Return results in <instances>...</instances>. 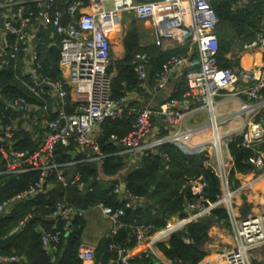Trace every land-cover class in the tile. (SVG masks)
Returning <instances> with one entry per match:
<instances>
[{"label":"built area","instance_id":"2783aa9c","mask_svg":"<svg viewBox=\"0 0 264 264\" xmlns=\"http://www.w3.org/2000/svg\"><path fill=\"white\" fill-rule=\"evenodd\" d=\"M32 2L36 4L37 12L29 9ZM125 14L148 24L153 30L156 46L162 51L187 48L188 54L195 53L197 60L174 54L163 65L158 89L168 87L172 75L180 70L185 71L183 76L187 79L188 89L182 99L168 101L157 110L147 107L139 111L128 135H112L111 140L121 147L119 155L137 162L160 145L179 147L178 142L189 143L192 132H182L177 127L194 109L205 108L212 115L213 145L222 165L219 171L212 166L210 168L219 177L223 190L222 195L212 202L207 197L209 184L204 177L187 178L181 192H189L193 197L186 209L188 216L171 218L164 229L157 231L153 225L135 226L136 247L130 250L111 245L110 251L117 255V259L107 264H132L135 256L144 253L139 250L147 243L151 242V246L145 252L153 250L154 245L168 242L188 225L212 217L219 208L226 209L235 238L234 247L224 254L225 260L228 264H252V252L264 247V212L248 216L237 212L234 198L239 191L230 187L223 158V141L228 148L233 138L243 136V144L254 148L264 142V121L253 120L233 136L221 135L214 112L216 99L225 91L243 95L248 102L264 106V31L258 32L252 44L244 47L247 51L261 50L260 63L236 71L221 68L217 59L219 18L210 0H71L65 14L58 8L56 0H0V72L8 68L21 69L23 87L40 101L26 96L6 101L0 93V164L5 166L0 170V176L40 173L38 181L29 190L0 200V217L10 215L18 203L44 193L47 186L51 188L52 185L46 184L54 173L64 188L77 186L85 193L89 189L80 175L69 177L63 169L78 162L59 164L55 151L58 146L72 147L71 152H76L77 156L84 155L86 162L103 164L107 158L98 144L101 127L109 119H122L128 101L125 98L120 101L112 99V76L108 72L112 64L113 30ZM42 29H52L61 38L59 68L63 79H53L44 72L37 48ZM136 59V70L145 88L148 79L146 67L151 57L143 53ZM132 111L135 110L129 112ZM156 117L163 119L168 135L161 136V127L154 122ZM26 128L45 131L34 152L19 149L21 140L17 134ZM205 156L209 158L206 153ZM252 164L259 169L264 167V152L253 159ZM89 191L92 192L93 188L90 187ZM114 194L129 209L141 207L146 202L144 197L134 196L123 182L114 187ZM97 208L110 225L107 237L113 238L127 227L123 221V208H113L104 203ZM86 214V210L76 208L67 200L57 202L49 217L50 230H44L41 236L43 250L56 252L62 237L72 233L76 220ZM32 217L29 214L13 233H18ZM96 251L97 246L83 243L79 249L82 264H103L97 260ZM17 261V256L3 254L0 250V264ZM161 264L172 263L162 261Z\"/></svg>","mask_w":264,"mask_h":264},{"label":"trees","instance_id":"16d2710c","mask_svg":"<svg viewBox=\"0 0 264 264\" xmlns=\"http://www.w3.org/2000/svg\"><path fill=\"white\" fill-rule=\"evenodd\" d=\"M33 1V0H28ZM58 8L65 14L71 0H56ZM155 1V0H137ZM211 5L219 18L216 34L219 39L218 64L221 68L239 70L240 59L245 52L244 45L248 42V33L252 40L260 31H264V0H210ZM29 9L36 12V4L29 3ZM123 36V35H122ZM143 35L138 29L137 19L134 18L124 37L116 46L113 54L109 74L112 76V99L120 101L128 99L126 111L122 119L107 120L102 125L98 144L104 154L107 155L104 163L86 162L84 155H78L73 159L71 148L58 146L55 158L59 164L75 165L64 167L69 177L80 175L83 182L93 188L86 193L77 186L64 188L57 180L56 174H52L44 193L34 199L18 203L13 212L8 216L0 217V239L9 237L19 228V225L29 214L33 217L18 231L15 241L2 250L3 254L17 256L19 261L7 264H82L79 257V249L83 242L86 228L85 218L76 220V227L69 235H64L58 250L47 253L43 250L42 233L50 230L49 217L59 201L67 200L76 208L90 210L104 203L113 208H123L125 215L123 221L127 227L122 229L117 236L105 237L97 246L96 257L99 262H107L117 259V255L110 251L111 245H120L133 250L137 245L134 228L137 225H153L155 230L164 229L168 221L178 216H188L186 209L193 197L189 192H181L183 183L187 178L204 177L209 184L207 197L212 202L222 195V185L219 177L205 164L208 158L203 154H188L174 144H163L156 151L142 157L135 168L129 171L119 181V176L126 168L127 163L133 160L119 155L121 147L111 140L112 135L124 137L132 131L137 114L144 108L151 107L153 91L157 88L158 79L163 65L176 54L194 58L189 55L187 49H176L164 52L158 48L155 41L144 47ZM56 41V46L51 43ZM61 38L52 29H42L38 36V50L44 65V72L53 79H63L59 68L61 52L59 49ZM147 53L151 60L147 66V87H143L137 72V55ZM22 70L13 68L0 72V93L6 101L26 96L38 101L22 85ZM185 75L176 82L171 100L182 99L187 91ZM133 95L129 98V95ZM40 102V101H38ZM162 105V104H160ZM159 107V106H158ZM157 107V108H158ZM156 108V110H157ZM135 110L129 112L130 110ZM256 121H262L258 118ZM154 122L161 127V136L168 135L163 129V119L154 118ZM216 128V124H214ZM45 135L44 130L38 128L22 129L17 138L21 140L19 149L34 152ZM216 132V138L218 137ZM243 136L233 138L229 144L231 155L234 159V168L230 173L229 181L232 186L238 185L235 179L236 173H248L256 169L252 160L264 152V142L254 148H248L244 144ZM5 166L0 164V170ZM39 172H31L23 175L0 176V200L29 190L39 179ZM123 182L130 192L136 197H144L146 202L141 207L129 209L125 203H121L114 194V187ZM212 218L218 222L230 226L229 215L224 208L216 209ZM211 222L203 218L187 226L186 229L175 233L166 243L158 244L159 250L172 264H203L208 257L203 245L208 240ZM132 264H159L156 257L150 252L137 255L131 261ZM107 264V263H106Z\"/></svg>","mask_w":264,"mask_h":264},{"label":"crops","instance_id":"0c3cea01","mask_svg":"<svg viewBox=\"0 0 264 264\" xmlns=\"http://www.w3.org/2000/svg\"><path fill=\"white\" fill-rule=\"evenodd\" d=\"M21 1H26V0H21ZM145 25L149 26L148 24ZM141 34L144 36L143 44H142L144 47H147L149 44H152L155 41L153 30L151 27L149 33L147 31L145 32L142 31ZM124 35L125 33L123 34L122 37H124ZM54 43H56V41H53L51 43V46H56L54 45ZM179 49H187V48H179ZM194 54L190 52L191 56ZM195 57L194 58L190 57V58L195 60ZM261 60H262L261 50L259 49H252L249 51L245 50L244 54L240 59V66L242 68H251L253 67L254 64L260 63ZM181 72L182 70L172 75L171 82L168 85V87L171 88L172 90L174 89L175 83L179 82L183 77V74L185 73V71H183L182 73ZM187 88H188V82H187ZM157 89L158 86L153 91V101L151 106H153L156 103V99L159 95ZM162 93H165V91L163 92L162 90ZM129 96H130L129 98H131L133 95L131 94ZM251 105L253 106L251 107ZM214 115L217 120V129L219 133L221 135L233 136L236 133H240L243 129H245L246 124H248L253 120H257L258 118H260L262 121H264V106L260 104H253L248 102L246 100V97L243 95H234L232 91H225L222 94V96L216 99V107H215ZM211 122H212V115L207 109L196 108L192 113L185 116V118L178 125L177 129L182 132H192V137L188 141L189 143H184V146L186 147H183L182 149L188 154H199L201 151H204L203 155H205L206 153L209 157L205 166L206 167L212 166L213 168L219 171L221 170L222 165L220 163V159L217 156V150L213 145L215 133ZM223 158L229 179L230 173L234 168V159L231 155L229 147L223 150ZM235 179L238 185L232 186L230 184V187L232 190L238 189L239 191L234 198V204L237 209V212L241 214L242 207L247 205L250 207L251 214L263 213L264 212V167L260 169L256 168L254 171L248 173H236ZM86 228H87V223H86ZM208 235L209 238L203 245L205 251L208 253V257L203 262V264H228L224 258V254L228 250L232 249L235 244L234 232L232 229L231 222H230V226H225L224 223L218 221L215 223L211 222V227L209 229ZM105 237H106L105 235L100 236L95 241H92L89 238L87 239L84 231L83 242L88 245L98 246V244ZM10 245L4 248L0 246V250L2 251L3 249L9 247ZM251 260H252V264H264V247L253 251L251 254Z\"/></svg>","mask_w":264,"mask_h":264},{"label":"rangeland","instance_id":"374dc122","mask_svg":"<svg viewBox=\"0 0 264 264\" xmlns=\"http://www.w3.org/2000/svg\"><path fill=\"white\" fill-rule=\"evenodd\" d=\"M134 20V16L133 15H129V14H125L123 19L121 20V22L118 24L117 28L113 30V34H112V43H113V54L114 52L116 53V46L117 44L120 42L122 35L129 29L130 25L132 24ZM146 23H141L137 21V26L140 32L142 31H147L148 33L150 32V27L145 25ZM195 60H197V57H195ZM188 69V68H187ZM165 125H163V129ZM179 147L182 149L184 146V142H178ZM226 149L225 143L223 141V150ZM137 162H133V163H127L126 168L122 171L121 175L119 176V181H123L124 176L131 171L133 168L136 167V165L138 164L139 160H136ZM87 223V228L85 230V234L87 239L89 238L92 241H95L96 239H98L100 236H108L110 233V228H109V223L107 222V220H105L102 216L101 211L96 207L93 209H90L87 211L86 216L84 217ZM175 218H179L178 216L173 217V219ZM148 244V245H147ZM145 246L141 247L140 251H144L145 249H149V246H151V242L147 243ZM150 253H154L153 255L156 257L157 261L159 262V264H161L162 261H166L168 262V260L165 258V256L163 255V253L159 250L158 245H154L153 246V250L148 251ZM107 262H102L103 264L108 263Z\"/></svg>","mask_w":264,"mask_h":264},{"label":"water","instance_id":"95a60500","mask_svg":"<svg viewBox=\"0 0 264 264\" xmlns=\"http://www.w3.org/2000/svg\"><path fill=\"white\" fill-rule=\"evenodd\" d=\"M248 44H252L253 40L252 38H250V33H248ZM165 91V93H162V90L161 89H157V92L159 93L157 99H156V103L151 106L152 109H155L157 108L158 106H160V104H164L168 101H170V98L172 97V94H173V90L169 87H166L163 92ZM73 157V159H75L77 157V153L76 152H71L70 153ZM187 212V210H186ZM241 214L244 215V216H248V215H251V210H250V207L245 205L244 207H242L241 209ZM208 220L212 223H215L217 222L216 219L212 218V217H209ZM18 236V233L15 232V233H12L9 237L7 238H4V239H0V246L2 248L10 245Z\"/></svg>","mask_w":264,"mask_h":264}]
</instances>
